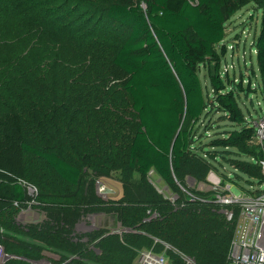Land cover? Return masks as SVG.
<instances>
[{
    "label": "trees",
    "instance_id": "1",
    "mask_svg": "<svg viewBox=\"0 0 264 264\" xmlns=\"http://www.w3.org/2000/svg\"><path fill=\"white\" fill-rule=\"evenodd\" d=\"M233 1L239 6L253 3L263 13L260 35L254 46L258 70L264 81V0H148L146 1L147 9L133 0H118L111 1L103 7L109 19L127 27L130 31L126 40L116 50H112L107 44L102 45L106 47L104 53L110 52L112 65L120 68L128 77L124 83V89L131 96V107L138 117V127L133 132L130 144L126 143V146H129L127 148L128 162L129 167L135 169L143 179L151 170H155L170 187L176 181L180 182L184 175L192 174L187 172L191 169L187 158L189 153H192L196 142L195 127L210 110L221 113L223 120L229 121L234 126L233 129L224 131L221 137L215 139L214 146L223 150L228 147L246 149L252 144L255 128L251 124V119L246 117L239 102V94L236 92V89L242 87L228 85L220 73L222 54L218 46L226 37L228 20L226 8ZM37 11L35 3L24 4L18 8L20 26L12 34L21 39V44H26L27 48L18 52V55L9 63H5L6 68L0 65V112L4 109L7 111L8 120L12 121L11 125L20 135L19 144L16 145L19 150L43 159L56 176L69 184L77 185L84 173H88V167L81 168L79 164L74 163L73 160H67L56 150L40 149L26 142L22 138L21 122L23 118H26V114L28 122L35 124L36 129H43L45 126V130L50 131L52 137L57 139L61 136L64 141L77 146L79 150L83 149L84 144L83 139L80 138L81 129L87 125L88 132L95 136V141L91 135V140L89 138L88 140L91 145L95 144L99 135L92 132L95 127L91 125L94 123L88 118H81L73 112L74 118L70 121L68 116H64L62 120L58 119L59 117L49 120L47 116L50 113L47 109L54 106L53 102L59 94L64 95L65 91L60 87H63L69 79V77L59 78V71L53 70L54 64L58 61V54H67L70 51L67 49L75 51L76 57L72 56V52L68 54L66 69H75L84 65V74L90 75L88 83L93 85L96 73L92 67H97V53L95 49L84 48L80 44L73 47L71 43L80 39L78 35H66L61 39L62 35L59 31L43 29V25H39V33L30 30L35 23L39 24L41 14ZM233 12L231 10V14ZM49 20L43 23L51 22L57 26L56 19ZM113 51L115 52L111 54ZM221 51L224 53L225 47H222ZM73 58L79 59L73 61ZM212 64L215 65L213 69ZM202 65L208 68L214 90L212 96L204 90L199 73ZM110 78L109 72L99 74L98 85H105ZM72 79L69 83L73 81ZM36 84L40 86L37 88ZM61 91L63 94L60 93ZM37 92H42L44 96H38ZM35 96L36 100H34ZM30 104H33L32 112L29 111ZM100 109L97 108V111ZM59 124L63 127L58 126ZM6 131L3 132L6 133ZM103 134L102 132L101 136ZM111 141L109 145L121 147L124 137H119L117 142L112 139ZM255 148L257 150V147ZM257 152L252 156L259 154ZM90 153L88 152L87 156H90ZM4 158L7 157L0 145V160ZM200 163L202 167L199 165L200 169L197 168L198 173H194L193 177L204 180L209 171L215 167L203 159ZM257 165L251 162L243 163L238 168L252 178L261 180L262 169ZM6 166L9 170L0 165L2 169L15 175L16 180L12 182L11 188L0 194V201L11 205L16 202L26 207L29 199L20 179H34V177L29 176L22 169L14 170L11 162H8ZM196 194L205 195L203 192H196ZM96 203L92 204L88 201L83 206L76 205L73 210H69L65 208L66 204L63 202L39 200V205L44 209L45 214L57 212L66 216L63 211H69V215H74L79 214L83 208L92 209L95 206L100 207L103 213L117 211L121 214L126 211V214L122 216L125 217L123 223L127 224L122 226L130 228L131 232H125L123 235L110 233L103 236L102 241L100 239L101 242L99 241L100 251L115 252L126 258L132 257L136 250L129 243L130 236L145 238L150 243L158 240L155 239L156 237L164 241L172 240L173 232L183 229L180 216H187L190 212L193 215L195 210L203 211L209 208L217 214L219 220L209 227L211 236L209 234L206 236L208 241L205 249L216 257L201 259L196 257L195 261L199 264H226L228 261L234 225L226 220L221 211L222 206L217 203L192 201L186 198L177 199L173 203L162 199L149 188L148 191L136 190L134 197H125L122 201L109 203L99 200ZM149 211H155L158 219L147 222L144 214ZM140 216L143 217L140 218ZM13 223L18 227L21 225L17 221ZM77 223L76 218L74 221L69 216L59 221L55 217L46 215L43 220L26 224V227L35 238L47 244L56 243L55 239L59 237L63 242L71 241L72 245H76L78 242L74 239ZM143 228L147 230L144 231ZM88 241L91 243L90 240ZM89 243L85 244L86 252H89ZM5 249L11 252L10 255L28 260L39 261L43 257L41 248L33 244L20 243L15 246L11 242H6ZM176 258L174 256L172 259L176 264H180V259ZM25 259L13 258L8 260L7 264H18L17 262L33 264ZM70 259L66 264L79 261L81 257L75 256Z\"/></svg>",
    "mask_w": 264,
    "mask_h": 264
},
{
    "label": "rangeland",
    "instance_id": "2",
    "mask_svg": "<svg viewBox=\"0 0 264 264\" xmlns=\"http://www.w3.org/2000/svg\"><path fill=\"white\" fill-rule=\"evenodd\" d=\"M111 1L118 0H0V65H3V68H6L5 63L13 60L18 52L27 48L26 44H21V39L12 34L20 26L18 8L24 4H37V13L41 14L39 24L35 23L30 30L39 33V25H43V29L59 31L62 35L61 39L66 35H78L80 39L71 43L73 47L80 44L84 48L89 47L96 50L97 67H92L96 73L93 85L88 83L90 75L84 74V65L75 69H66L68 54L72 52V56L76 57L75 51L67 49L70 50L67 54H58V61L54 64L53 70L59 71V78L69 77V79L63 87H60L65 91L64 95L59 94L53 102L54 106L47 109V112L50 113L47 118L51 120L59 117L58 119L62 120L64 116H68L70 121L74 118L73 112H75L81 118L86 117L93 122L94 124L91 126L95 128L92 129V132L99 135L96 138V143L91 145L88 138L91 140L92 136L95 141V136L88 132L89 129L85 125L88 123H85L80 136L84 142L83 149L79 150L77 146L64 141L61 136H58L57 139L52 137L51 132L45 130V126L43 129H36V125L30 124L25 114L26 118H23L21 125L23 127L22 138L26 142L34 144L40 149L56 150L67 160H73L74 163L79 164L81 168L88 167V173H84L80 183L72 185L56 176L43 159L16 147L19 144L20 135L11 125L12 121L8 120L7 111L4 109L0 112V145L7 157L0 160V165L9 170L6 164L11 162L14 170L22 169L34 179H39H20L29 199V204L26 207L18 205L16 202L11 205L0 201V248L3 249V252L11 254L8 249H5L6 242H11L15 246L20 243L33 244L41 248L43 257L39 260L40 264H66L70 258L75 256H80L81 259L72 264H138V253L145 249H153L159 253L165 251L171 258L174 256L177 257L176 259L179 258L180 264H187L184 257L190 259V264H199L195 261L196 257L199 259L216 257L215 254L209 253L205 249L208 241L206 236L207 234L211 236L209 227L219 220L217 214L209 208L203 211L195 210L193 215L190 212L187 216H180L183 229L173 232L172 240L164 241L156 237L155 239L158 240L150 243L145 238L130 236L129 243L136 250L132 257L126 258L115 252L99 250L103 236L118 229L119 224H127L123 223L125 217L122 216V214H126V211L121 214L111 211L108 214L101 212L100 207L95 206L92 209L83 208L79 214L74 215H69V211H63L66 214L63 216L57 212L45 214L44 209L39 205L40 199L53 200L63 202L66 204L65 208L73 210L76 205L83 206L88 201H91L92 204H97L96 202L99 200L109 203L122 201L125 197H134L136 190L146 189L148 191V188L155 191L164 200L171 201L168 198L172 193L179 195L178 200L190 199V193L201 192L196 183L207 181L211 170L219 173L226 181H230L233 186L232 191L236 194L241 193L242 190L256 189L260 185L258 179L252 178L238 168L243 163H253L250 156L258 150V148L256 150L257 146L253 144V140L246 149L228 147L223 150V148L214 146L215 139L221 137L224 131L234 128L229 121L223 120V115L216 110L206 112L196 125V142L192 153H189L187 158L190 161L189 166H191L187 172L192 174L184 175L180 182L176 181L169 187L155 170H151L143 179L135 169L129 167L127 150L129 146H126V143L130 144L133 132L138 127V117L132 110L131 96L124 89V83L128 77L124 71L112 65L110 52L104 53L106 47L102 44H107L112 50H116L126 40L130 31L127 27L107 17L103 7ZM133 1L141 3L147 9L146 1L148 0ZM231 10L234 11L233 14H231ZM28 11L31 13V9ZM226 12L227 33L224 41L218 46L222 54L220 73L228 85L242 87L236 89V92L239 94V102L246 117L252 122L264 114V81L258 70L254 46L260 35L263 13L253 3L239 6L235 1L229 4ZM48 19H56L57 26L51 22L44 24L43 21ZM222 47H225L224 53L221 51ZM8 58L9 60H7ZM78 59L73 58V61ZM214 66L212 64V69ZM107 72L111 75L109 82L99 86L98 75ZM199 73L205 92L212 96L214 90L207 66H200ZM70 79L73 80L71 83H69ZM39 86L40 84H36L37 88ZM60 93L63 94L62 91ZM37 95L44 96L42 92H37ZM34 100H36V96ZM104 104L105 106H103ZM97 108H101L100 111H97ZM29 111H33V104H30ZM58 126H62V124ZM102 132L104 134L101 136ZM119 137H124L121 147L109 145V142H112L111 139L117 142ZM88 152H91L90 156H87ZM255 156L259 162L257 166L262 169L261 171H264L263 157H260L259 154ZM202 159L210 162L215 168L209 171L204 180L195 177L196 182L191 184L190 177H193L194 173H198L197 168L200 169L199 165L202 167L200 163ZM189 166L188 168H190ZM14 180H16L15 175L0 167V194L11 188ZM209 183L211 184V181ZM106 188L113 192H103ZM163 189L167 190L169 194L165 195ZM211 194L213 193L211 192ZM28 209H30V214L26 215L25 211ZM8 212L10 213L7 215ZM22 212L24 214H21ZM46 215L55 217L59 221L67 219L68 216L74 221L76 218L78 223L83 220L84 226L78 228L79 231L74 239L79 244L72 245L71 241L63 242L59 237L55 239L56 243L47 244L27 231L26 224L41 221ZM144 216L147 222L158 219L155 211H149ZM142 217L140 216V218ZM126 219L130 221L129 218ZM13 221H17L21 225L19 227L14 225ZM143 230L147 229L143 228ZM100 239L99 244L95 246V243ZM86 242L89 243V252H86ZM7 261L5 260L2 264H7Z\"/></svg>",
    "mask_w": 264,
    "mask_h": 264
},
{
    "label": "built area",
    "instance_id": "3",
    "mask_svg": "<svg viewBox=\"0 0 264 264\" xmlns=\"http://www.w3.org/2000/svg\"><path fill=\"white\" fill-rule=\"evenodd\" d=\"M251 124L255 128L253 144L257 146L260 157L264 159V114L254 119ZM250 157L254 164H259L256 156ZM262 174L258 188L242 190L241 193L236 194L232 191L233 186L230 181H226L219 173L211 170L207 181L196 183L205 195L190 193L192 201L214 202L221 205L226 220L234 225L227 264H264V171ZM163 191L165 195L169 194L167 190L163 189ZM168 199L175 203L178 195L172 193ZM25 214L29 215L30 209L25 211ZM129 231L130 228L119 224L118 229L112 233L122 234ZM1 250L3 249L0 248V264L4 263ZM184 258L187 264L191 263L189 258ZM138 264L176 263L165 251L159 253L153 249H145L138 253Z\"/></svg>",
    "mask_w": 264,
    "mask_h": 264
},
{
    "label": "water",
    "instance_id": "4",
    "mask_svg": "<svg viewBox=\"0 0 264 264\" xmlns=\"http://www.w3.org/2000/svg\"><path fill=\"white\" fill-rule=\"evenodd\" d=\"M195 182H196V179L194 177H190V183L194 184ZM103 192H113V191L111 189H109V188H106ZM1 251H3V250H1ZM13 258L25 259V258H22V257H18V256H15V255H10L8 253L3 252V260L4 261L5 260H10V259H13ZM25 260H28V259H25ZM28 261L33 263V264H40L39 261H34V260H28Z\"/></svg>",
    "mask_w": 264,
    "mask_h": 264
},
{
    "label": "flooded vegetation",
    "instance_id": "5",
    "mask_svg": "<svg viewBox=\"0 0 264 264\" xmlns=\"http://www.w3.org/2000/svg\"><path fill=\"white\" fill-rule=\"evenodd\" d=\"M82 219H83V218H82ZM24 220H27V219H24ZM24 220H23V221H24ZM81 226H84V224H83V220L80 221V223H77L76 228H75V234L79 231L78 228L81 227ZM90 229H91V228H90ZM99 241H100V240H98L95 244H96V245L99 244Z\"/></svg>",
    "mask_w": 264,
    "mask_h": 264
},
{
    "label": "bare ground",
    "instance_id": "6",
    "mask_svg": "<svg viewBox=\"0 0 264 264\" xmlns=\"http://www.w3.org/2000/svg\"><path fill=\"white\" fill-rule=\"evenodd\" d=\"M212 179L214 180V176H212ZM2 258H3V254H1Z\"/></svg>",
    "mask_w": 264,
    "mask_h": 264
}]
</instances>
